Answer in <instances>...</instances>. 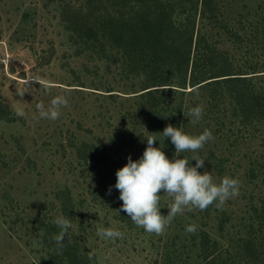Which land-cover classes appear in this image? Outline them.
Segmentation results:
<instances>
[{
  "label": "rangeland",
  "instance_id": "obj_1",
  "mask_svg": "<svg viewBox=\"0 0 264 264\" xmlns=\"http://www.w3.org/2000/svg\"><path fill=\"white\" fill-rule=\"evenodd\" d=\"M73 7L95 17L137 10L116 0H0V264H44L53 242L45 235L55 230L59 215L72 220L67 237L79 244L89 264H205L199 251L203 233L218 241L223 254L252 232L251 225L264 233L259 224L264 216V120L245 125L240 116L232 117L231 104L210 113L206 95L199 90L183 95L177 83L165 87L170 89L159 117H174V126L188 134L207 128L214 136L203 149L179 153L180 158L193 166V155L206 159L198 171H209L216 182L225 175L238 179L240 194L222 209L212 205L178 215L159 236L119 211L116 171L129 156L134 161L142 156L151 135L146 102L137 96L145 76L105 41L80 38L87 30L79 31L84 22ZM206 10L209 19H198L196 33L200 29L235 66H253L262 75L264 0H208ZM212 13L218 16L210 18ZM35 76L50 88L32 83ZM251 79L264 87V79ZM192 89L188 84L185 91ZM58 94L69 101L60 118L33 119L36 105L47 106ZM198 105L204 114L193 125L187 112ZM178 106H183L181 115ZM17 107L26 115L18 116ZM223 115L220 126L217 118ZM169 203L170 198L161 197L162 214ZM190 224L197 225L195 234L185 231ZM101 227L119 229L125 239L102 240L96 235ZM228 252L233 255L234 249Z\"/></svg>",
  "mask_w": 264,
  "mask_h": 264
},
{
  "label": "trees",
  "instance_id": "obj_2",
  "mask_svg": "<svg viewBox=\"0 0 264 264\" xmlns=\"http://www.w3.org/2000/svg\"><path fill=\"white\" fill-rule=\"evenodd\" d=\"M207 2L208 0H116L118 6L135 5L137 10L127 14L118 9L113 14L98 13L97 17L94 12L87 13L82 8L73 7L84 22L79 31L84 28L87 30L84 35H79L80 38L93 44L105 41L120 53L123 61H127L136 72H142L145 76L142 93L137 96L146 102L144 115L150 117L148 131L157 138H160V133L168 124H175L174 117H159L163 109V97L170 89L165 87L175 86L174 83L179 84L177 87L181 88L179 92L183 95H193L198 90L206 95V110L210 113L215 114L216 109L220 110L221 106L231 104L232 117L240 116L245 125L264 120V87H259L261 82H253L251 79H264V73L258 74L253 66L247 69L235 66L200 29L196 33L198 19L202 23L209 19ZM211 16L210 18H215L218 15L212 13ZM74 20L77 21V18L70 19L71 22ZM235 36L239 37L238 34ZM102 50L106 52L105 45ZM249 74L254 76L247 77ZM188 84L193 87L189 92L185 91ZM177 110L181 115L183 106H178ZM225 117L223 115L217 118L220 126L225 125ZM157 147H160L159 140ZM161 147L169 159L177 155L170 139L162 142ZM260 218V228L264 229V216ZM52 225L55 230H49L45 235L46 240L50 236L49 239L53 242L49 245L50 256L43 258L47 260L44 264H89L84 260L79 244L68 237L65 238L62 252L57 250L53 237L59 229L55 224ZM251 229L252 232L228 247V251L230 248L234 249L233 255L231 251L223 254L218 241L203 233L199 244L200 257L205 264H236L238 260L243 264H264V233L257 234L253 225Z\"/></svg>",
  "mask_w": 264,
  "mask_h": 264
},
{
  "label": "clouds",
  "instance_id": "obj_3",
  "mask_svg": "<svg viewBox=\"0 0 264 264\" xmlns=\"http://www.w3.org/2000/svg\"><path fill=\"white\" fill-rule=\"evenodd\" d=\"M31 79L32 83L50 88L48 82L40 76ZM68 103L66 95H55L47 106L43 103L36 105L38 116H33V119L55 121L60 118L61 110L66 108ZM16 114L21 117L26 115L22 107L16 108ZM203 114V107L198 105L188 109L187 118L190 117V122L195 125L200 122ZM160 134V138L155 135L146 137L147 146L142 156L136 161L132 160L131 156L128 157V162L116 171L114 185L122 201L119 211L126 213L131 221L146 233L157 236L164 234L173 220L186 211L192 212L195 209L204 211L212 205H215L217 209H222L229 199L239 196L241 187L240 181L236 178L225 175L219 182H216L209 171H198L204 167L206 159L193 155L191 157V161H195L193 166L188 158H180L179 155L169 159L161 147L162 142L170 139L176 154L196 153L208 142L214 140L210 129L205 128L201 134L192 135L179 127L168 124ZM157 140L160 141V147L154 146ZM111 191L110 186L108 194H111ZM162 196L171 200V203L167 205L166 215L161 212ZM54 223L59 232L54 235L53 239L57 250L62 252L65 247V238L73 227L72 220L59 215ZM185 231L195 234L197 225L190 224L186 226ZM96 235L112 243L118 239H125L123 231L112 227L98 228ZM88 259L90 261L93 259L92 253L89 254Z\"/></svg>",
  "mask_w": 264,
  "mask_h": 264
}]
</instances>
